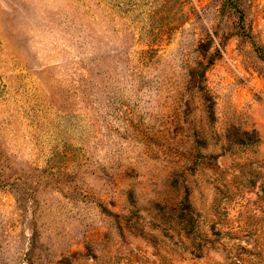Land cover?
<instances>
[{
	"label": "rangeland",
	"instance_id": "1",
	"mask_svg": "<svg viewBox=\"0 0 264 264\" xmlns=\"http://www.w3.org/2000/svg\"><path fill=\"white\" fill-rule=\"evenodd\" d=\"M0 264H264V0H0Z\"/></svg>",
	"mask_w": 264,
	"mask_h": 264
}]
</instances>
